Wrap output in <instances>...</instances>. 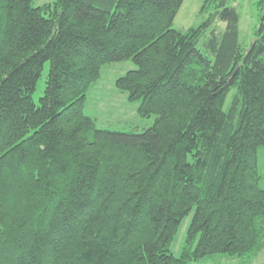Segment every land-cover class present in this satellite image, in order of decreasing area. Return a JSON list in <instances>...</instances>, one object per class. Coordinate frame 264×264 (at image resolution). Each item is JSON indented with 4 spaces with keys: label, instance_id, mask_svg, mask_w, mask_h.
<instances>
[{
    "label": "trees",
    "instance_id": "trees-1",
    "mask_svg": "<svg viewBox=\"0 0 264 264\" xmlns=\"http://www.w3.org/2000/svg\"><path fill=\"white\" fill-rule=\"evenodd\" d=\"M36 1L0 0V264L256 258L264 0L254 45L240 40L236 0H204L188 30L173 28L185 0ZM125 61L136 68L117 88L156 117L142 132L85 113L102 67Z\"/></svg>",
    "mask_w": 264,
    "mask_h": 264
},
{
    "label": "rangeland",
    "instance_id": "rangeland-1",
    "mask_svg": "<svg viewBox=\"0 0 264 264\" xmlns=\"http://www.w3.org/2000/svg\"><path fill=\"white\" fill-rule=\"evenodd\" d=\"M54 0H38L35 6L52 2ZM204 0H185L177 17L174 20L173 28L188 30L199 26L203 16L199 15ZM258 0H236L235 6L240 14V40L247 45L251 44L254 32L259 27L261 12L257 5ZM206 39L201 41V44ZM136 66L132 61L115 62L106 64L101 69L100 79L93 84L87 94L85 113L96 121L97 127L113 131H134L142 132L150 128L155 121V116L142 118L138 109L141 102H129L128 94L117 88V80L124 76ZM49 72V64L45 65L43 75L39 80L33 99L37 105L44 95L46 78ZM260 152V169L262 175V187L264 188V155ZM193 218V212L185 217L180 229L172 243L171 251L176 257H180L185 243L187 232ZM198 264H264V250L256 258H231L218 255L211 259L203 260Z\"/></svg>",
    "mask_w": 264,
    "mask_h": 264
},
{
    "label": "water",
    "instance_id": "water-1",
    "mask_svg": "<svg viewBox=\"0 0 264 264\" xmlns=\"http://www.w3.org/2000/svg\"><path fill=\"white\" fill-rule=\"evenodd\" d=\"M255 42H256V38L253 39V41H252V45H254Z\"/></svg>",
    "mask_w": 264,
    "mask_h": 264
}]
</instances>
